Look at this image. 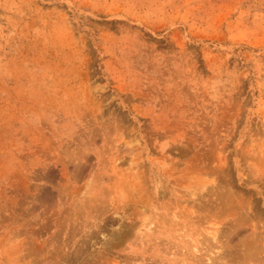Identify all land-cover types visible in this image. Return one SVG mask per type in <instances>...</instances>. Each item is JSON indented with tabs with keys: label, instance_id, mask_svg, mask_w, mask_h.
<instances>
[{
	"label": "rangeland",
	"instance_id": "rangeland-1",
	"mask_svg": "<svg viewBox=\"0 0 264 264\" xmlns=\"http://www.w3.org/2000/svg\"><path fill=\"white\" fill-rule=\"evenodd\" d=\"M0 264H264V0H0Z\"/></svg>",
	"mask_w": 264,
	"mask_h": 264
}]
</instances>
